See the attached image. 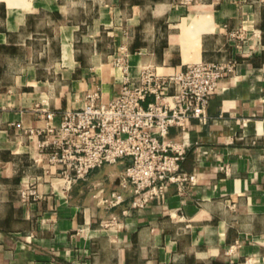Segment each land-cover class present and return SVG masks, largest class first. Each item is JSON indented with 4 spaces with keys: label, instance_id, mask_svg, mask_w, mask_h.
<instances>
[{
    "label": "crops",
    "instance_id": "obj_1",
    "mask_svg": "<svg viewBox=\"0 0 264 264\" xmlns=\"http://www.w3.org/2000/svg\"><path fill=\"white\" fill-rule=\"evenodd\" d=\"M128 75H166L201 60L230 61L206 107L190 119L181 191L130 208L103 164L68 188L34 160L44 127ZM151 99V97H148ZM33 186L38 199L23 200ZM117 191L108 208L99 199ZM0 264H264V0H0Z\"/></svg>",
    "mask_w": 264,
    "mask_h": 264
},
{
    "label": "built area",
    "instance_id": "obj_2",
    "mask_svg": "<svg viewBox=\"0 0 264 264\" xmlns=\"http://www.w3.org/2000/svg\"><path fill=\"white\" fill-rule=\"evenodd\" d=\"M113 65L122 73L118 95L102 102L99 89H94L85 94L82 106L64 109L58 125L51 123L53 112L41 108L45 125L29 133L39 137L34 160H43L45 171L64 188L86 179L96 167L127 159L119 184L129 187L130 208L138 209L161 199L170 184L177 191L195 184L196 174L180 168L186 145L170 136L169 129L185 133L190 119L206 123L208 100L234 66L230 61L201 60L171 74L143 67L129 77L125 58L117 57ZM109 194L99 203L111 208L124 200L117 191ZM20 196L40 197L33 186Z\"/></svg>",
    "mask_w": 264,
    "mask_h": 264
},
{
    "label": "rangeland",
    "instance_id": "obj_3",
    "mask_svg": "<svg viewBox=\"0 0 264 264\" xmlns=\"http://www.w3.org/2000/svg\"><path fill=\"white\" fill-rule=\"evenodd\" d=\"M124 160H127V159H124ZM119 161V160H118Z\"/></svg>",
    "mask_w": 264,
    "mask_h": 264
}]
</instances>
